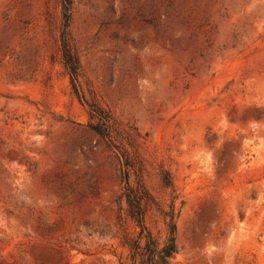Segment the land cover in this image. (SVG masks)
Instances as JSON below:
<instances>
[{
  "label": "rangeland",
  "instance_id": "374dc122",
  "mask_svg": "<svg viewBox=\"0 0 264 264\" xmlns=\"http://www.w3.org/2000/svg\"><path fill=\"white\" fill-rule=\"evenodd\" d=\"M62 23L59 0H0V264H130L88 104L148 140L153 192L158 163L174 178L170 264H264V0H74L82 100Z\"/></svg>",
  "mask_w": 264,
  "mask_h": 264
},
{
  "label": "trees",
  "instance_id": "16d2710c",
  "mask_svg": "<svg viewBox=\"0 0 264 264\" xmlns=\"http://www.w3.org/2000/svg\"><path fill=\"white\" fill-rule=\"evenodd\" d=\"M59 1L63 15L62 59L69 72L74 94L82 100L79 89L81 64L72 46L69 30L74 0ZM88 106L91 119H98V123L91 124L90 128L107 141L121 161L122 193L117 220L123 229L121 245L129 250L130 264H170L179 253L177 221L185 206L174 178L164 164L158 163L157 178L163 197L153 192L148 184L151 164L140 152L148 140L137 127L129 125L124 128L122 122L110 113L94 104ZM154 217L159 220L156 222ZM150 220L154 222L157 232ZM128 223L133 225L132 231Z\"/></svg>",
  "mask_w": 264,
  "mask_h": 264
}]
</instances>
